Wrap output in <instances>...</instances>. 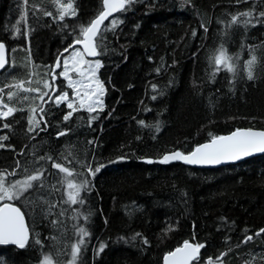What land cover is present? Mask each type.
Returning <instances> with one entry per match:
<instances>
[{
	"label": "trees",
	"instance_id": "16d2710c",
	"mask_svg": "<svg viewBox=\"0 0 264 264\" xmlns=\"http://www.w3.org/2000/svg\"><path fill=\"white\" fill-rule=\"evenodd\" d=\"M72 2L77 15L61 21L52 0H0V41L9 53L0 99L22 110L0 121V136L9 137L0 171L15 169L8 177L18 179L29 163L45 170L27 194L36 203L13 201L25 213L29 243L0 246V264H40L46 253L64 264L78 227L89 236L77 264H162L185 240L204 245L193 264H264V154L216 168L161 162L166 152L188 153L237 128L264 130V0H136L104 23L96 41L101 105L95 112L76 106L65 121L66 102L44 104L40 97L50 94L45 82L55 60L102 10V0ZM245 11L254 12L241 17L249 24L229 26ZM113 19L121 21L115 28ZM221 45L238 57L235 76L223 69L213 75L209 57ZM252 55L258 62L248 80L244 62ZM56 82L58 94L59 74ZM8 91L16 93L12 100ZM31 114L40 121L33 133ZM53 162L76 173L75 182L90 181L80 193L83 204L68 202L65 174ZM89 165L104 167L92 176Z\"/></svg>",
	"mask_w": 264,
	"mask_h": 264
},
{
	"label": "snow or ice",
	"instance_id": "6c2138e0",
	"mask_svg": "<svg viewBox=\"0 0 264 264\" xmlns=\"http://www.w3.org/2000/svg\"><path fill=\"white\" fill-rule=\"evenodd\" d=\"M52 2L57 6L59 10L58 19L63 21L66 16H76L77 13L74 9L72 0H69L67 4L61 3V0H52ZM136 0H103V10L99 12L95 19H92L86 26L80 25L79 36L73 41V44L69 45V48H66L64 51L68 52L69 49L73 48L74 45H82L83 51L76 50L72 53V67L69 68V59H64V71L59 75L64 76L69 79L70 86L73 85H82L83 81H72L71 77L68 75L69 72H76L80 76H84L85 73L81 71V65H87V70L90 76L95 75V70L101 66L100 61H95V66L91 61H86L83 59L84 55L95 57L98 55L97 48L99 44L96 42L98 38L102 37V32L105 30L103 28L104 21L113 14L127 11L128 7L135 3ZM25 5L28 4V0H24ZM27 15V13H25ZM44 15L51 16V12H44ZM254 12L245 11L242 13H237L236 15L231 16L230 25H237L243 22L245 25L250 23L249 19H244L241 21V17H252ZM260 18H264V13H260ZM121 21L113 19L112 27L115 28L117 24ZM19 31V29L17 30ZM196 33L193 32V35ZM6 45L3 42H0V69H3L6 66L7 60L5 56ZM233 56L228 54L227 49L221 45L215 50L212 56L209 57L210 62L214 63L215 68L213 75L216 72L221 71V69L226 70L229 73H232L234 76L237 73V65L235 63ZM60 58L57 61V67H59ZM258 62V58L255 55H252L251 58L244 62V70L246 71L248 80L254 79V68ZM56 79L55 76L52 78ZM96 90L92 91L91 85H83L87 88V91L83 92V95L79 91L75 92L77 99L79 100V105L81 108L87 107L89 112H95L96 109L93 107L95 97L98 95H103L104 88L103 84L99 80H96ZM51 85L48 82H45V87H50ZM5 87H9L5 85ZM15 87L20 89L21 84H16ZM25 91H34L39 92V88L35 89H24ZM0 92H3V89H0ZM16 95L13 91H8L7 96L9 100ZM47 95V94H45ZM26 99V97H25ZM40 99L45 103L48 100H51L52 97H48V100L44 99V96H41ZM63 101H69L67 93L57 95L55 97V102L57 105H60ZM75 101H69L67 103L69 111L65 116L64 120H69L72 117L73 113L77 111V108L74 106ZM18 110L14 107H10L8 103H5L3 99H0V121H7L10 117H13ZM33 111H35L33 109ZM40 112L43 113L44 109L40 108ZM95 117H93L94 119ZM40 119H43L41 117ZM29 127L28 132L33 133L39 128L40 121L29 117L28 120ZM143 123V122H141ZM3 129H10V123H3ZM43 131L42 128L39 129ZM157 130L158 127H157ZM65 132L58 133V136L65 135ZM9 139L8 135L0 136V148H4L5 144L3 141ZM264 152V131H253L252 129H237L233 131L228 136H213L211 140L207 143L197 145L193 151L184 154L180 151L172 152L171 154L165 155L161 162L167 163L170 160H183L188 164H218L222 160H236L242 156H248L252 153ZM40 160H44L45 157H39ZM47 159L52 160V157L49 156ZM19 161L16 162V168H19ZM52 167L58 169L61 173H64L65 176L60 181L67 185V191L69 196V201L71 204H83L84 200L81 198L80 193L82 190H88L90 181L81 180L79 183L75 182L73 177L76 175L73 171H70L69 168L63 166L61 163L53 162ZM104 165H100L93 169L90 165L87 170L88 173L92 176H95ZM44 169H37L33 174L27 175L24 180H16L14 182L8 181L7 177L9 175H15V169L11 172L0 171V244L13 243L18 245L20 248H25L29 243L30 233L29 228L25 223V213L21 210L20 207L16 206L13 201H20L24 199L26 203L34 204L35 201L28 200L27 194L30 191L36 190V184L34 182L42 181L44 176ZM43 187V183H41ZM57 191L59 189H56ZM44 203H47L46 201ZM55 205H49V212L51 208ZM63 215V212L60 213ZM87 216L84 217L87 220ZM57 221H52V224L55 225ZM76 232L79 234L78 241L71 245V259L68 261V264H77L80 253L82 251L81 245L85 243L84 237L89 236V232L84 227H78ZM261 233H264V229L260 230ZM260 233H257L259 235ZM139 235V234H137ZM252 237H246V240H251ZM37 244L40 243L39 240L36 241ZM147 243V241H145ZM104 245H100V250H103ZM204 247L200 243H191L188 240H185L182 246L177 247L174 251L168 252L164 257V264H193L197 261L200 256V250ZM223 255V254H221ZM218 259V258H217ZM41 264H59L58 261L54 260L52 254H44L41 259ZM209 264L211 261L209 260Z\"/></svg>",
	"mask_w": 264,
	"mask_h": 264
},
{
	"label": "rangeland",
	"instance_id": "374dc122",
	"mask_svg": "<svg viewBox=\"0 0 264 264\" xmlns=\"http://www.w3.org/2000/svg\"><path fill=\"white\" fill-rule=\"evenodd\" d=\"M76 50H80L82 52V50L80 49L79 46H76L74 47L73 49H71L68 53H65V55L62 57L61 59V62H60V65H61V68L58 69L57 71V75L60 74L61 72L64 71V68H65V65H64V59H69V64H68V67L71 68L72 67V60H71V57H72V53ZM84 60L86 61H91L92 64H93V67L95 66V61L98 60L96 58H86L85 56L83 57ZM81 71H83L85 73L84 76H80L78 75L76 72H69V76L71 77L72 81H83V84L82 85H73V86H70V81L69 79L65 78L64 76H60L62 79H63V91L56 94L54 97H53V102H55V97L57 95H60V94H63V93H67L68 94V97H69V101H75V104L74 106H80L79 105V100L77 99L76 95H75V92L76 91H79L81 93V95H83V92L84 91H87L88 89L85 88L83 85H86V84H90L91 85V88H92V91H95L96 90V80H99L100 83H101V80L99 79L98 77V68L95 70V75L94 76H90V74L88 73V70H87V65H81ZM51 86L50 87H47V95L48 93H50V91L52 90V85L53 83L51 81L48 82ZM69 101H63V102H66V104L69 102ZM102 103V95H98L95 97V101L93 103V107L96 108L98 106H100ZM86 107V106H85ZM87 108V107H86ZM34 114H31V117L34 118L33 116ZM34 169L32 168V165L31 163L25 165L22 167L21 169V174L19 176L18 179L16 178H8V181L10 182H14L16 180H24L27 175H30V174H33L34 173ZM69 261V260H68ZM68 261L64 264H68ZM41 264V262H40Z\"/></svg>",
	"mask_w": 264,
	"mask_h": 264
},
{
	"label": "water",
	"instance_id": "95a60500",
	"mask_svg": "<svg viewBox=\"0 0 264 264\" xmlns=\"http://www.w3.org/2000/svg\"><path fill=\"white\" fill-rule=\"evenodd\" d=\"M102 10H103V0H102ZM101 10V11H102ZM114 15V14H113ZM96 18V17H95ZM94 18V19H95ZM110 18V17H109ZM108 18V19H109ZM108 19L107 20H105L104 21V23L106 22V21H108ZM0 42H2V41H0ZM4 43V42H3ZM5 44V43H4ZM73 44V43H72ZM74 46H79L80 47V49L83 51V46L82 45H74ZM70 50V49H69ZM69 50H68V52H69ZM64 53H67V52H65L64 51ZM8 49H7V47H6V51H5V56H6V60H7V63H6V66H7V64H8ZM86 58H96L97 56H95V57H92V56H88V55H84ZM57 61H58V59L57 60H55V62L53 63V66H52V70H51V73H50V75H51V82L53 83V85H52V90H51V92H50V94L48 95V97L50 96V97H53V95L57 92V88H58V86H57V83H56V80H57V75H56V71L58 70V68L59 67H57ZM59 64H60V61H59ZM5 66V67H6ZM4 67V68H5ZM3 68V69H4ZM3 69H0V72L1 71H3ZM53 76H55L56 77V79L55 80H53L52 78H53ZM48 97H47V99L46 100H48ZM50 100H48V102H49ZM47 102V103H48ZM44 104H46L45 102H44ZM43 104V105H44ZM43 107V106H42ZM237 129H249V128H237ZM237 129H235V130H237ZM250 129H252L253 131H264V130H262V129H256V128H250ZM235 130H233V131H235ZM233 131H231V132H229V133H227V134H223V135H219V136H228V135H230ZM211 140V139H210ZM209 140V141H210ZM209 141H206V142H203V143H200V144H204V143H207V142H209ZM200 144H198V145H200ZM175 151H178V150H174V151H170V152H166L165 154H163V156H162V159H163V157L165 156V155H168V154H171L172 152H175ZM193 151V150H192ZM191 152V151H190ZM189 153V152H188ZM185 154H187V153H185ZM261 154H264V152H256V153H252V154H250V155H248V156H242L241 158H239V159H236V160H222L220 163H218V164H188V163H186V162H184L183 160H170L169 162H175V161H178V162H180V163H182V164H185V165H187V166H191V167H198V168H216V167H219V166H223V165H228V164H235V163H239V162H241V161H243V160H245V159H248V158H251V157H254V156H258V155H261ZM151 161V160H150ZM13 203V202H12ZM16 206H18L17 204H16ZM25 223H26V225H27V221H26V218H25ZM28 226V225H27ZM29 228V227H28ZM29 233H30V230H29ZM191 243H193V242H191ZM0 246H14V247H16L17 249H21L18 245H16V244H13V243H8V244H0ZM182 246V245H181ZM180 247V246H179ZM177 248V247H176ZM175 248V249H176ZM175 249H173L172 251H174ZM166 255V254H165ZM165 255L163 256V259H162V264H164V257H165Z\"/></svg>",
	"mask_w": 264,
	"mask_h": 264
},
{
	"label": "bare ground",
	"instance_id": "6f19581e",
	"mask_svg": "<svg viewBox=\"0 0 264 264\" xmlns=\"http://www.w3.org/2000/svg\"><path fill=\"white\" fill-rule=\"evenodd\" d=\"M114 15H116V14H114ZM114 15H113V16H114ZM113 16H111L108 20H110ZM63 53H64V51H63ZM64 54H65V53H64ZM58 58H60V57H58ZM58 58H57V59H58ZM57 59H56V60H57ZM52 66H53V65H52ZM59 66H60V64H59ZM58 69H59V68H58ZM57 71H58V70H57ZM57 71H56V75H57ZM57 78H58V75H57ZM56 81H57V80H56ZM56 83H57V82H56ZM57 86H58V85H57ZM57 90H58V88H57ZM50 92H51V91H50ZM262 130H263V129H262ZM249 236H250V235H249ZM247 237H248V236H247ZM251 237H252V236H251Z\"/></svg>",
	"mask_w": 264,
	"mask_h": 264
},
{
	"label": "flooded vegetation",
	"instance_id": "af4514ba",
	"mask_svg": "<svg viewBox=\"0 0 264 264\" xmlns=\"http://www.w3.org/2000/svg\"><path fill=\"white\" fill-rule=\"evenodd\" d=\"M38 113L40 114V111H38Z\"/></svg>",
	"mask_w": 264,
	"mask_h": 264
}]
</instances>
